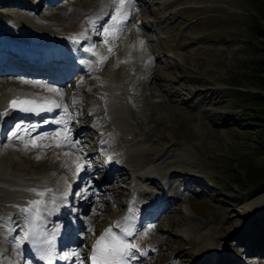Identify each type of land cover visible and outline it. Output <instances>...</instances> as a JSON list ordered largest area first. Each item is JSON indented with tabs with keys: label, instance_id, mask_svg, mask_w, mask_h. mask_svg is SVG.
<instances>
[{
	"label": "rangeland",
	"instance_id": "rangeland-1",
	"mask_svg": "<svg viewBox=\"0 0 264 264\" xmlns=\"http://www.w3.org/2000/svg\"><path fill=\"white\" fill-rule=\"evenodd\" d=\"M76 1L57 0L51 5L48 0H18L21 4L27 3L24 8L18 3L0 0V17L4 18L5 25L19 26L28 19L50 26L58 19L70 21L82 16L76 12ZM91 1L94 11L111 7L105 19L110 21L115 12L112 0ZM148 1L132 0L124 30L116 39L108 37L105 44V38L99 34L91 43L82 44L84 49L95 46L100 56L107 57L101 66L96 63L97 56L89 52L92 56L89 59L98 67L95 71L100 70L102 74L78 67L60 88L64 96L57 97L68 109L71 132L84 126L81 137L74 138L81 146L80 160L88 163L82 172L90 170V164L93 166L90 155L97 158L105 153L103 150L111 153L128 148L124 137H120L121 147L116 145L118 137L108 139L105 134L109 129L112 131V125L103 120L101 110L93 109L102 98L107 99L103 83L113 79L117 89L115 100L130 112L131 131L150 153L157 150L160 155L148 166L173 163L167 177L163 181L155 178L151 185L167 200L178 197L173 201L174 206L162 210L155 218H142L144 228L153 234L156 242L155 249L142 261L145 264H202L196 260L198 256L205 261L211 252L203 251L200 237L210 231L213 247L221 244V235L227 233L231 240H224L228 246L222 251L235 256L238 253L244 258L243 264H264V256L260 254L264 250V236L259 235L262 230L254 229L258 222L253 225V218L264 214V200L254 208L251 206L254 199L264 194V133L259 125L261 120L253 117L257 113L253 106L259 108L261 103L252 96L255 91L264 93V87L258 83V76L264 75V64L260 61L264 59V0ZM132 30L144 42L137 53L128 44ZM153 69L163 73L153 75L147 84L150 95L161 103L158 110L138 91L140 87L144 89L143 76ZM5 78L0 77V83ZM95 121L103 122L104 133L99 132L101 128L95 126ZM101 141L104 145L99 149L97 142ZM15 143H19L18 157L24 163L38 172L35 157L42 155L37 161H43L46 166L48 159L43 153H27L24 142ZM12 144L4 137L0 154ZM92 150L96 152L90 154ZM11 157L5 158L8 161L2 157L6 168L22 163L18 158L15 160L16 156ZM76 164L64 163L61 170L69 175L75 172ZM98 171L103 173L98 166L95 172L84 174L80 182H75L79 183L74 203L66 207L74 211L78 208L75 202L79 201L86 208L80 212L79 207L76 217L72 212L66 213L83 223L72 237L77 246L73 251L80 252L84 263L86 247L95 231L106 227L127 202V189L121 183L134 179V172L125 167L107 181L108 188L100 187L92 180ZM162 184L165 186L160 189ZM166 199L160 200L162 204ZM218 250L215 252L221 251Z\"/></svg>",
	"mask_w": 264,
	"mask_h": 264
},
{
	"label": "bare ground",
	"instance_id": "bare-ground-1",
	"mask_svg": "<svg viewBox=\"0 0 264 264\" xmlns=\"http://www.w3.org/2000/svg\"><path fill=\"white\" fill-rule=\"evenodd\" d=\"M56 1L57 0H52V1L48 0V3L49 4H51V2L56 3ZM7 2L11 4L18 3L17 4L18 6H21V7L24 6V8L27 6L26 5L27 3L21 4L18 2V0H13V2L10 0H7ZM51 5H54V4H51ZM75 9L77 10L76 12L78 14H82V16H84V19H81L80 17L82 16L79 17V15L76 14L75 17H79V18L75 20H73L74 18H72L70 21H61L58 19L56 22H53L52 25L50 26H43L39 23H36L28 19H26L25 21H22L23 23H20L19 26L14 25V24L5 25L4 18L2 16L0 17V77H4V78L6 77L0 83V112L1 113L8 112L7 115L2 116L0 124L2 122L8 121L7 119H9V116L13 112V110L9 109V104L13 99H16L17 97L28 96V97H36V98H48V100H55V101L60 102L59 98L57 97L55 93L48 92L46 89L36 87L35 85L36 84H46V85H49L50 87L60 89L66 85L67 82L65 81V79L69 78L70 75L72 74V71L74 70L73 68L74 65L71 62L69 65H67V68L64 69L61 75L55 72L54 71L55 69L53 67L46 66L44 69L40 70L39 67H35L32 65L30 66L26 65L25 58L29 55L34 56L28 47L29 46V43L27 41L28 38L38 39V40L40 39L64 40L66 46H68L67 49L73 50L76 52L75 56L77 57V63L80 66V68L83 67L84 69H86L87 65H89L88 69H92L94 73H97V75L101 73L100 70L95 71L96 68L98 70L96 63H92L94 61L87 60L85 58L86 56L89 55V53L85 52L84 49H82V47H79V45H82L83 43L84 45L85 43L86 44L91 43L93 39L100 34L101 29L103 27H107L109 24H111L112 22L111 19L108 22H106L105 20L106 16L109 13H111L110 12L111 7L102 9L103 11L101 10L94 11L91 0H86L84 2L77 0ZM19 27H22V28H19ZM121 27H124V25H122ZM139 38L140 37L135 32V30H132L131 35L129 37L128 44L134 53H137V51H139L138 49L140 48V45H141L139 43L140 42ZM76 46L78 47L76 48ZM76 65L77 64L75 63V66ZM30 69H34L36 71H43V72H38L39 75L32 76V77L24 74L25 72H29L30 74H32ZM119 72L117 74L118 78H120ZM161 74L163 73L161 71L159 72V70L157 69L150 70L148 74L143 76V83L141 84L144 85V89H142V87L138 89L140 94H142L148 102H151V104L153 105L152 108L155 110L161 106V103L155 101L157 99V98H154L155 96L152 97L153 95L152 96L150 95L147 84L152 79L153 75L155 76V75H161ZM163 76L165 77V75ZM114 77L116 78V76ZM109 80L110 79H108V82L105 85L103 83V88L105 87L104 91H105V94H107V99L102 98L101 101L93 107V109L96 112H98V110H101L104 115L102 117L103 120L105 119L107 121H110L112 125L111 127L112 131H110L111 129H109L108 132L105 134L108 137V139H112L113 137H118L120 140V137H124L123 139L125 141L124 145L125 143L126 144L128 143V148L125 151L122 150V152H111V153H108L107 151L103 150L105 152L103 153L104 155L106 156L109 155V157L114 159V166L112 167L111 174L109 175L103 174V175H100L94 178L93 179L94 183L96 186H98L99 184L100 187L108 188L107 181L115 175L116 171H121L123 170V168L126 167V168H129L132 172H134L133 173L134 180L131 183V187L134 189L136 188L145 189L147 190L145 192L152 193L155 190L153 188L154 186L151 185L152 180L156 178V179H159L160 181H163L165 179V175L168 174L170 171V168L173 167V163L166 162L165 166H154V165L148 166V163L149 164L152 163L160 155L157 150L152 151L150 153V151H148V149L144 146V144H142V141L136 138L137 136L135 135V132L131 131L132 128L130 129V126L128 125L129 124L128 118H129L130 112L126 107L122 106L118 102V100L117 101L115 100V96H114V92L116 89L115 82L113 81V79L112 81H109ZM23 81H28L29 83H23ZM52 83H54V85H52ZM170 90H168L167 92H169ZM116 92H117V89H116ZM174 92H176V90ZM57 111H60L59 114H64L63 112L64 110L62 107H58ZM47 115H49V111H44V116H47ZM58 118L59 117L57 116L56 119ZM56 119L54 120L56 121ZM62 119L64 120L63 117ZM65 121H66V125H64L63 127H58L57 129L50 130V131H43L46 129H41L42 127L37 126L40 123H37V125L32 126L31 128L32 129L35 128L34 129L35 131L41 129L39 130L40 132H39V135L37 136L47 137L46 139L42 141H38V143L51 144L53 141H61L65 135L70 137V140L72 142H75L74 138L84 133L83 132L84 126L82 125L79 126L75 130V133H68L66 132V127L70 123L68 119H66ZM102 121L100 122L95 121V126H97L98 128H101V125L103 124ZM41 123L44 124V122H41ZM105 130L104 128L103 129L101 128L100 132L104 133ZM57 133H59L60 135H56ZM32 136L34 138L37 137L35 136V134ZM32 136L21 134L19 137H23V140H21V142H24V141L32 139L33 138ZM1 138H0V143L2 142ZM119 140H118V143L116 144L117 146H119L118 144H120V142H123V140H120V141ZM11 143L13 144L10 145L8 148L4 149L3 151H1V154H0V264H19L20 263L19 262L21 261L20 260V255H21L20 250L25 246L26 241H23L20 244V247H17V244L21 242L23 236L22 237L18 235L14 236L13 230L18 220L24 221V219L27 216L31 217V214L23 210L30 207L29 202L32 200L43 199L48 204V210L44 211L43 207L41 208V212L44 217L42 221H32L31 219L30 221H32V223H36L37 227L39 228L38 231L44 233V237L46 240L51 239L52 234L55 233V241L53 242L51 246H54L56 244H58V247L60 248H65L67 246L66 241L62 242L63 240L62 224L57 223V226L54 225V227H56L54 229L49 227V225L53 224L54 221L56 220H63L64 215L68 211L64 207H65V203L69 201L68 200L69 191L71 192V194H73L70 188L72 187L73 189V186L74 188H76L75 179L79 177L78 180L80 182L84 174L86 175L87 173L86 172L84 173V171L82 172V170L77 171L75 169V172L73 171L72 173L67 175L66 173L62 172L61 165H63L64 163L74 165L77 162L81 161L82 163L81 162L80 163L83 164L85 168L88 167V163L85 162L86 160L84 161L83 159H81L80 161H76V157H80L79 150L81 151V146L79 147L80 144L79 143H78L79 145L76 144L77 142H75V147L65 144L64 146L59 147V148H56V147H48L44 149L34 148L30 151H26L27 153L39 152L47 156L48 160H46L47 163L45 162L46 166L42 164L43 161L41 163L40 161H37V160L35 163L33 162L35 167L39 168L38 172L36 171V169L27 165V163H24L25 161L23 162V160L20 159L21 157H18V152H20L19 150L20 146L18 145L19 143H15V141L13 140L11 141ZM80 143L84 144V142H80ZM65 153H70L71 155L66 156L64 155ZM91 153H94V151L92 150L90 154ZM11 156L13 157L16 156L14 157L15 160L16 158H18L20 159L22 163L20 164L12 163L11 165L13 166L14 164L15 167L14 168L12 167V169H9L8 166L6 168L3 165L2 157H4L5 159L6 157H11ZM84 156L87 159L86 154H84ZM90 156L92 157V155ZM91 157L89 158L88 156V158L92 160L93 158ZM5 160L8 161L7 159ZM91 165L92 164L89 165V168L91 170H95L94 168H96V165L95 164L93 166ZM41 166H44V167L40 170ZM135 172H138V174H136ZM32 189H35L36 191L35 192L31 191ZM48 189H52L53 194H55L56 196L55 205H53L52 203L51 194L45 195L44 197H40L36 194L37 192H40V191H44L47 193ZM135 194H137V191L131 192V195L127 198V202L124 203L125 206L122 204V210H120L117 214L114 215V218L112 219V222L109 225H107L104 228H101L100 230L95 231L93 243L88 249V253H89L88 256L90 255V252H92V247L95 241L101 236V234L104 233L106 229L112 227L118 221L120 222L121 220H124V217L126 216L130 218L132 217V215L144 217L146 214H148V210H146L145 207H147L149 203H144L143 201H141V198H142L141 192L137 194V197L135 196ZM140 194H141V198L139 197ZM154 198H155L154 196L151 197V199H154ZM263 200H264V194L254 199V201H252L251 206H253L254 208L258 205L259 202ZM137 201L140 202V205L137 203ZM151 201H155V200H151ZM77 205H78L77 209H79L80 207V212L81 211L85 212L84 209L86 208H83L81 206L82 204H80L79 201H77ZM172 205L174 206L173 201L169 200L166 204V208L168 207L171 208ZM130 207L132 208L130 209ZM187 209L189 211L192 210L190 209L189 206L187 207ZM168 210L169 209H167V211ZM75 215H77V213ZM259 215H262V217L264 216V214H260V213ZM79 226L80 227L83 226V223L81 221H80ZM135 226H138L137 231L134 233L133 236H129L128 241L131 243L137 244L139 246V251L138 252L134 251V256H138V258L134 259L133 262L131 261L132 263L130 262V264H145L141 260V258L145 256L146 254H148V252L152 250L153 248L155 249L156 242L154 240L153 234L150 233V231H148L146 228H144L139 223V221L138 223L135 224ZM254 229H256L257 231L262 230L264 232V229L262 228L260 229L254 228ZM262 231H260L261 234L259 235L264 236V233H262ZM144 233H147V235L145 236ZM211 237H212V234L210 231L206 232L205 234H202L200 237V240H201L200 246L203 247V251L206 253H209V252L211 253L209 254L208 257H206L207 259L205 261L203 259H200L198 256L196 260H200L199 263L212 264L214 261V263L215 262H219V263L229 262L230 264H243L245 262L244 258L240 256L238 253L237 255L240 257V259L238 258V256H235L234 254L226 250L222 251V249H224V246H228V244L224 240H231L229 239L230 237H228L227 233H224L221 235L222 237L221 239H223L222 241L220 240L221 244L214 245L216 249H213L214 242H212ZM259 237L261 239L259 243H261L262 237L261 236ZM45 245H48V244L45 243ZM218 249H221V251L215 252V251H219ZM13 250L15 252H12ZM46 252L47 251H45V253ZM260 254L264 256V250Z\"/></svg>",
	"mask_w": 264,
	"mask_h": 264
},
{
	"label": "snow or ice",
	"instance_id": "snow-or-ice-1",
	"mask_svg": "<svg viewBox=\"0 0 264 264\" xmlns=\"http://www.w3.org/2000/svg\"><path fill=\"white\" fill-rule=\"evenodd\" d=\"M112 4L115 6V14L111 16V24H109L107 27H103L100 34L105 38L104 43H108V37H111L112 39H116L120 32L124 29L121 27L127 22L128 16H129V8L132 4V0H112ZM141 46H143L144 42H139ZM85 52H90L94 56H97V64L103 65L107 57L100 56L99 53L95 51V46H90L88 48L84 49ZM109 53L112 52V48L110 47L108 49ZM127 62V61H124ZM23 83H29L28 81H23ZM36 87L46 89L48 92L55 93L59 97H63L64 93L54 87H50L46 84H36ZM44 103H39L36 99H13L9 104L10 110H19L26 113H35L39 114L43 111H52L54 108L63 107V110L65 113L68 112V109L66 106L61 105L58 101L55 100H48V98H41ZM8 112L0 113V116L7 115ZM56 123H65L64 120H57ZM20 127L19 125L17 126ZM56 135H60L57 133ZM47 137L44 136H37L33 139L24 141V150L30 151L34 148H48V147H62L65 144H68L72 147H75V143L70 140V137L65 135L61 141H53L51 144H43L38 143V141H42L46 139ZM23 140V137L20 138ZM64 155H71L70 153H65ZM37 160H40L43 158L42 155H37L35 157ZM59 158V157H57ZM80 157H76V161H79ZM84 167L83 164L77 163L76 164V170L80 171ZM31 191H36L35 189H32ZM40 197H44L45 195L51 194V199L53 205H55L56 196L53 194L52 189H48L47 193L44 191H40L36 193ZM30 207L27 209H24L23 211L31 214L32 221H42L43 215L41 212V208L43 207L44 211L48 210V204L43 199L38 200H32L29 202ZM51 214V213H49ZM130 217L126 216L124 217L125 221H129ZM32 221L29 222V230L24 233V236L22 237L21 242L17 244V247H20V244L23 241H28L31 236L34 235L32 232L33 223ZM114 227L121 229V235H118L117 233L113 232L112 227L106 229L103 234L95 241L92 252H91V264H128V260L130 257L134 256V251H139V246L135 243L129 242L126 237L133 236L134 232L131 228H129L127 225L121 226L120 222L118 221ZM90 230V229H89ZM146 236L147 233H144ZM55 241V233L52 234L51 239H48L45 241V243L48 244V251L41 256V259L48 262V264H51L52 261V249L51 245ZM72 257L76 258L75 264H84L83 260L80 258V252L79 251H72L70 253H65L61 258L62 259H71Z\"/></svg>",
	"mask_w": 264,
	"mask_h": 264
},
{
	"label": "trees",
	"instance_id": "trees-1",
	"mask_svg": "<svg viewBox=\"0 0 264 264\" xmlns=\"http://www.w3.org/2000/svg\"><path fill=\"white\" fill-rule=\"evenodd\" d=\"M261 63L264 64V59L260 60ZM258 83L264 87V75H259L258 76ZM252 96L255 97V99L257 100V102L261 103L259 108H255V106H253V110H256L257 113H255V115H253V117L256 119H260L261 122L259 123L260 126H262L263 128V133H264V106L262 105V103H264V93H261L260 91H255L252 93ZM252 96L250 97L252 99ZM260 113H263V115H261Z\"/></svg>",
	"mask_w": 264,
	"mask_h": 264
},
{
	"label": "water",
	"instance_id": "water-1",
	"mask_svg": "<svg viewBox=\"0 0 264 264\" xmlns=\"http://www.w3.org/2000/svg\"><path fill=\"white\" fill-rule=\"evenodd\" d=\"M1 117V116H0Z\"/></svg>",
	"mask_w": 264,
	"mask_h": 264
}]
</instances>
